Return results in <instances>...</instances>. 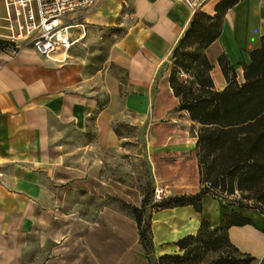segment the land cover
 Wrapping results in <instances>:
<instances>
[{"label":"crops","instance_id":"crops-1","mask_svg":"<svg viewBox=\"0 0 264 264\" xmlns=\"http://www.w3.org/2000/svg\"><path fill=\"white\" fill-rule=\"evenodd\" d=\"M219 2L208 0L200 9L214 15ZM130 12L105 65L92 74L83 55L58 64L69 56L62 49L52 59L25 42L17 51H0V264H149L136 220L104 209L90 221L77 211L84 200L73 201L75 192L83 199L113 188L138 206L134 193L102 179L98 155L119 144L115 122L133 113L147 129L143 148L158 188L170 196L200 191L197 137L191 130L196 122L180 109L169 66L196 11L182 0H131ZM10 13L0 0L3 40L12 33ZM263 38L264 0H240L226 11L220 35L205 49L217 90L228 85L220 57L243 83ZM90 134L78 142L81 165L66 163L73 137ZM233 212L250 222L231 225L228 239L254 257L250 264H264V212L210 194L203 195L200 212L185 205L154 213L156 254L177 249L175 242L198 232L203 219L216 226Z\"/></svg>","mask_w":264,"mask_h":264},{"label":"trees","instance_id":"trees-1","mask_svg":"<svg viewBox=\"0 0 264 264\" xmlns=\"http://www.w3.org/2000/svg\"><path fill=\"white\" fill-rule=\"evenodd\" d=\"M239 1L220 0L214 15L204 13L212 20L209 24L201 22L195 13L185 36L180 40V46H176L173 51L177 61L179 47L191 35L199 36L209 69L208 82L211 85L203 83V92L194 93L191 89L183 90V86L177 84L174 73L170 76L171 87L180 98V109L188 110L192 120L200 125L196 132V149L201 189L194 194L170 196L158 204L161 209L193 205L200 212L205 194L240 208H258L246 205L236 197L229 198L240 193L243 198L253 199L264 205V38L263 46L252 52V61L245 68L243 83H239L235 75H231L230 68L223 57H220V64L228 80V85L223 90L211 89L214 86L210 74L213 65L205 54L206 47L221 33L226 11ZM9 46L11 43L8 40L0 39V51ZM145 203L144 200V205ZM125 205L130 208L137 222L140 243L150 260L151 249H155L152 237L149 238L151 214L145 208ZM261 211L264 212L262 209ZM248 222L250 220L239 212L227 214L222 223L216 226L203 219L197 234L184 236L176 244L181 249L186 248L190 240L198 239L204 234V226L210 223L214 226L209 230L210 235L220 232L223 239L237 249L228 239V229L231 225L241 226ZM164 256L166 255L162 254L160 258ZM230 257L234 260L233 264H250L254 260L253 256L245 253H241L239 257Z\"/></svg>","mask_w":264,"mask_h":264},{"label":"rangeland","instance_id":"rangeland-1","mask_svg":"<svg viewBox=\"0 0 264 264\" xmlns=\"http://www.w3.org/2000/svg\"><path fill=\"white\" fill-rule=\"evenodd\" d=\"M121 9H123L122 13L116 24H114ZM130 10L131 0H125L124 7L123 0H99L94 6L88 9L68 14L66 19L76 17L79 22L85 25L81 31L83 37L68 51L69 56L66 59H59L56 62L61 65L66 63L72 55H83L88 60L86 64L88 73L92 74L98 69H101L105 65L108 48L113 39L125 30L126 25L120 24L127 18L132 19ZM204 13L206 12L198 9L196 11L198 19L204 24L211 23L212 20L204 15ZM92 20L95 22H92ZM103 21L110 25H104ZM79 29L73 28L71 32L78 33ZM180 40L176 45L177 47L180 46ZM201 44L199 36L191 35L179 47L177 61L174 53H172L169 64L171 74L174 73L177 84L182 85L183 90L191 89L194 93L203 92V83L211 85L208 82L209 69ZM211 89L216 88L213 86ZM137 122L138 118L135 113L127 119L117 120L115 122V131L119 136V144L103 147L98 152V155L102 159V179L109 184H119L123 189L134 193L140 198L138 206L122 194L117 193L113 188H111L110 193L107 192L104 195H89L88 198L83 197V199L80 198V192H75L74 202L80 200L82 202L84 200L83 207H78L77 211H80L82 215L88 217L90 221L104 209H111L120 213L123 217L134 219L130 208L125 204L145 208L151 214L152 219L154 213L161 209L158 204L170 197L165 191L161 199L156 195L158 184L154 176L151 161L143 148L147 138V129L140 126ZM199 127L200 125L198 123L192 124L191 130L196 133ZM91 137V134L87 137L82 135L73 137L74 144L68 147V152L70 153L68 154L69 158L66 159V163L81 165L80 158L83 149L81 147L83 146L78 144V142L89 140ZM195 152H197V149ZM81 163L84 164L85 162ZM235 197L246 205L257 206V209L264 210L263 204L253 199L243 198L240 193H236L235 196L229 198L232 199ZM85 200L87 201L85 202ZM144 200L146 201L145 205ZM213 227L210 223L204 226V234L200 238L190 240L184 249L178 246L177 249L168 250L163 254L166 255L163 258H160L162 255L156 254V249L153 247L151 249V258L150 260L148 259L149 264H233L234 260L231 259L230 255L239 257L241 254L240 251L229 245L223 239L220 232L210 235L209 230ZM151 237L152 229H149V238ZM214 238H217V240ZM177 255L183 257L179 258Z\"/></svg>","mask_w":264,"mask_h":264},{"label":"built area","instance_id":"built-area-1","mask_svg":"<svg viewBox=\"0 0 264 264\" xmlns=\"http://www.w3.org/2000/svg\"><path fill=\"white\" fill-rule=\"evenodd\" d=\"M11 12L12 33L8 41L10 49L17 51L21 42L32 45L42 56L52 59L59 49L68 52L83 37L85 25L78 18L66 16L94 6L99 0H5ZM194 11L202 8L208 0H182ZM73 28H80L72 33ZM85 29V28H84ZM1 175V174H0ZM164 191L157 188L162 198Z\"/></svg>","mask_w":264,"mask_h":264},{"label":"bare ground","instance_id":"bare-ground-1","mask_svg":"<svg viewBox=\"0 0 264 264\" xmlns=\"http://www.w3.org/2000/svg\"><path fill=\"white\" fill-rule=\"evenodd\" d=\"M160 190H163L162 188H159Z\"/></svg>","mask_w":264,"mask_h":264}]
</instances>
